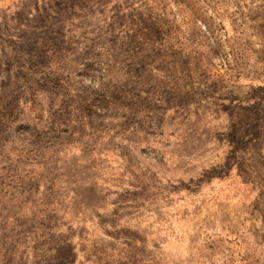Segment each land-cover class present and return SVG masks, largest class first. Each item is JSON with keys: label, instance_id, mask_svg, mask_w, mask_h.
Segmentation results:
<instances>
[{"label": "rangeland", "instance_id": "1", "mask_svg": "<svg viewBox=\"0 0 264 264\" xmlns=\"http://www.w3.org/2000/svg\"><path fill=\"white\" fill-rule=\"evenodd\" d=\"M0 264H264V0H0Z\"/></svg>", "mask_w": 264, "mask_h": 264}]
</instances>
